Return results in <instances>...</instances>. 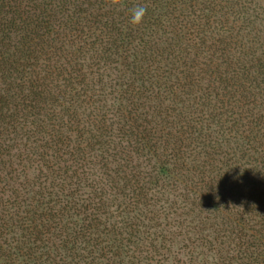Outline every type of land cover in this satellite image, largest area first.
Here are the masks:
<instances>
[{"label":"trees","instance_id":"obj_1","mask_svg":"<svg viewBox=\"0 0 264 264\" xmlns=\"http://www.w3.org/2000/svg\"><path fill=\"white\" fill-rule=\"evenodd\" d=\"M263 15L0 0V264H264Z\"/></svg>","mask_w":264,"mask_h":264},{"label":"rangeland","instance_id":"obj_2","mask_svg":"<svg viewBox=\"0 0 264 264\" xmlns=\"http://www.w3.org/2000/svg\"><path fill=\"white\" fill-rule=\"evenodd\" d=\"M259 12H261V11H259ZM262 17L264 18V15ZM256 26L259 27L260 29L264 30V22L261 24L258 23V24H256ZM177 240H181V239L178 238ZM176 247H178V246L177 245L171 246V250L174 252V256H175V253H177L175 258L178 260L180 259V260L186 261V264H207V263L209 264L213 260L212 254L205 248H200L198 251L200 253V256H202L204 254V256H206V257H201V259H199V260L195 259L194 261H190L191 258H188L185 255V253H183L179 248L177 249ZM171 264H176V263H174V261L171 260Z\"/></svg>","mask_w":264,"mask_h":264},{"label":"clouds","instance_id":"obj_3","mask_svg":"<svg viewBox=\"0 0 264 264\" xmlns=\"http://www.w3.org/2000/svg\"><path fill=\"white\" fill-rule=\"evenodd\" d=\"M108 4L110 7L119 8L122 6V0H108ZM145 6H136L131 10V20L130 23L132 25H138L142 22L143 17L146 13Z\"/></svg>","mask_w":264,"mask_h":264}]
</instances>
